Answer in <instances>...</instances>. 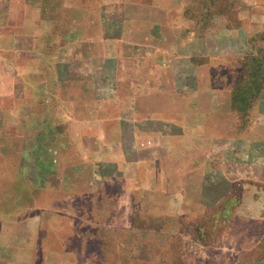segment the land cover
<instances>
[{
    "label": "crops",
    "instance_id": "1",
    "mask_svg": "<svg viewBox=\"0 0 264 264\" xmlns=\"http://www.w3.org/2000/svg\"><path fill=\"white\" fill-rule=\"evenodd\" d=\"M243 1L0 0V264H71L104 198L264 214V0Z\"/></svg>",
    "mask_w": 264,
    "mask_h": 264
},
{
    "label": "rangeland",
    "instance_id": "2",
    "mask_svg": "<svg viewBox=\"0 0 264 264\" xmlns=\"http://www.w3.org/2000/svg\"><path fill=\"white\" fill-rule=\"evenodd\" d=\"M206 2L216 18L229 19L246 8L243 0ZM106 199L87 215L71 264H264V214L255 219L239 214L221 223L210 213L154 218L111 212Z\"/></svg>",
    "mask_w": 264,
    "mask_h": 264
}]
</instances>
